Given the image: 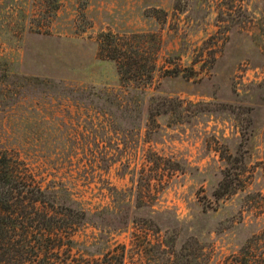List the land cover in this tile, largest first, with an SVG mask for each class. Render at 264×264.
<instances>
[{"label":"rangeland","instance_id":"rangeland-1","mask_svg":"<svg viewBox=\"0 0 264 264\" xmlns=\"http://www.w3.org/2000/svg\"><path fill=\"white\" fill-rule=\"evenodd\" d=\"M0 151L87 208L150 204L160 231L108 234L126 264H176L164 236L183 264H264V0H0Z\"/></svg>","mask_w":264,"mask_h":264},{"label":"trees","instance_id":"trees-1","mask_svg":"<svg viewBox=\"0 0 264 264\" xmlns=\"http://www.w3.org/2000/svg\"><path fill=\"white\" fill-rule=\"evenodd\" d=\"M49 2L57 8L58 0ZM107 51L122 81L138 79L132 72L136 65L129 44L115 43ZM151 78L149 72L148 81ZM234 175L237 173L227 170L223 173L213 191L215 199L238 191ZM120 206L87 208L64 185H42L23 160L0 151V264H126L125 246L104 247L108 234L127 229L129 224L156 232L161 227L150 204L139 201L136 205L123 203L122 209ZM139 211L145 214L139 216ZM87 227L93 228L90 235L75 237ZM162 245L170 248L176 264H183L185 255L181 248H175L174 238L164 236Z\"/></svg>","mask_w":264,"mask_h":264}]
</instances>
